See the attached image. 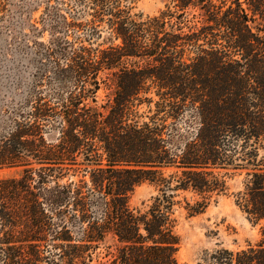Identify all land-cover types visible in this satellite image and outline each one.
<instances>
[{"label":"trees","instance_id":"16d2710c","mask_svg":"<svg viewBox=\"0 0 264 264\" xmlns=\"http://www.w3.org/2000/svg\"><path fill=\"white\" fill-rule=\"evenodd\" d=\"M74 1L119 44L59 47L57 88L4 112L0 170L23 172L0 177V264H89L109 236L108 264H179L176 199L191 194L199 215L235 176L261 240L204 264H264V0H168L152 17L132 14L136 0ZM144 183L157 194L132 208Z\"/></svg>","mask_w":264,"mask_h":264},{"label":"rangeland","instance_id":"374dc122","mask_svg":"<svg viewBox=\"0 0 264 264\" xmlns=\"http://www.w3.org/2000/svg\"><path fill=\"white\" fill-rule=\"evenodd\" d=\"M168 3V0H136L131 5L132 14L156 16ZM93 13L88 3L74 0H0V127L4 124V112L24 102L33 86L41 83L40 89L46 92L57 88L55 68L68 63L59 47L102 50L119 44L110 40L106 23H91ZM66 86L74 88L72 81ZM114 90L110 75L108 85H102L98 92L99 104L112 98ZM146 111V106L140 108V113ZM22 172V168L2 169L0 177L17 178ZM242 181L243 176L228 177L227 194L199 215L190 216L186 210L184 199L191 201V194L176 199L181 202L173 216L180 237L176 255L179 264H204L206 255L215 250L237 252L261 240V225L251 223L235 204L234 194L241 189ZM156 194L153 185L144 183L136 188L130 205L146 209ZM118 246L112 236L107 237L89 264H108Z\"/></svg>","mask_w":264,"mask_h":264}]
</instances>
